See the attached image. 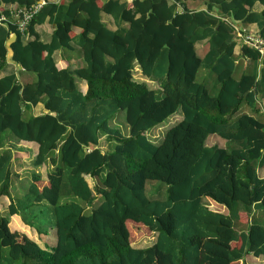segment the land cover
Segmentation results:
<instances>
[{"label":"trees","instance_id":"trees-1","mask_svg":"<svg viewBox=\"0 0 264 264\" xmlns=\"http://www.w3.org/2000/svg\"><path fill=\"white\" fill-rule=\"evenodd\" d=\"M199 1L0 0V66L14 32L11 58L32 75L0 76V264H236L247 254L264 264V223L247 219L251 205L264 210V53L233 29L252 24L264 38V0ZM39 22L51 25L48 40ZM73 43L81 62L71 67L54 52ZM206 70L215 93L197 80ZM118 109L126 132L112 123ZM20 141L34 144L39 169L13 197ZM147 179L165 183V196L148 195ZM144 233L153 240L133 245Z\"/></svg>","mask_w":264,"mask_h":264},{"label":"rangeland","instance_id":"rangeland-1","mask_svg":"<svg viewBox=\"0 0 264 264\" xmlns=\"http://www.w3.org/2000/svg\"><path fill=\"white\" fill-rule=\"evenodd\" d=\"M196 3V2H195ZM201 41H197V44H196V48L199 49L201 48ZM199 53V52H198ZM248 64V63H247ZM240 69H241V66H240ZM236 74V73H235ZM132 76L136 79H141V80H144L146 82L147 85L153 87L154 89H156V83H154V81H149L147 80L144 76H142L139 72V70L137 69V67H133V70H132ZM197 80L198 81H203V83L206 84V87L208 88V91L209 93H215L216 92V89H217V82L215 80V77H214V74L212 71L210 70H206L202 76H200V73H199V76L197 75ZM116 118L113 119L112 123L116 126H119L122 130L124 129V132H126V122H125V117H124V110L123 109H118L117 112H116ZM176 120V116L175 115H172L171 117H167L165 118L159 125L155 126L154 128H152L149 132H148V136L150 138H152L153 140L157 138V136H160L161 132L163 130H165L169 124H171L172 122H174ZM206 142L208 144L212 143V142H216L218 144H222L223 140L221 138H219L218 136L216 135H209ZM101 148H105L106 147V144L105 141H104V137H100V142H99ZM27 165H29L30 167V164H27L25 162H20L18 167H16L15 163L13 165V169L18 171L17 172V177H15V179L12 181V185L10 187V192L11 194L14 196H18L20 191H21V187H23V183L26 182L27 178H28V172L30 171L29 170V167H27ZM161 185L160 186H157V185ZM145 186H146V190H147V194L148 195H153V196H157V197H164L165 194H166V184L159 181V180H151V179H147L145 181ZM162 189V191H161ZM207 198V197H205ZM210 200V199H209ZM204 202L207 203V205L209 207H220L219 204L213 202V201H208L206 199H204ZM96 203V201H93V205ZM240 210H245V207H244V204L241 203V202H237L236 203V206H235V209L234 211L232 212V221H233V224L234 226L237 228V227H244L247 223V221L249 220L250 217H255L256 219H258L259 223H264V210L263 208L261 210H258L256 207H254L253 205L250 206V210H248V216H247V221H242V220H245L246 217L244 214L241 213V220H239L237 218V215H238V212ZM48 232H51L52 230H47ZM142 233L145 232V231H141ZM147 235V236H145ZM134 238V237H133ZM135 241L132 242L133 245L135 246H145L147 245L148 243H150L153 238H154V234H147V233H144L142 235H137L135 237ZM51 241H54V235H52V239ZM258 258L254 257V256H251L249 254L245 255L244 258L240 261V262H237L236 264H252V263H255V262H258Z\"/></svg>","mask_w":264,"mask_h":264},{"label":"crops","instance_id":"crops-1","mask_svg":"<svg viewBox=\"0 0 264 264\" xmlns=\"http://www.w3.org/2000/svg\"><path fill=\"white\" fill-rule=\"evenodd\" d=\"M196 2V3H195ZM184 4L189 7V8H195V7H200L202 6L201 1L199 0H184ZM101 20L105 22L107 26H113L114 22L111 19L110 15L107 14H101ZM248 28L252 29L253 25L249 24ZM34 29L38 33L39 37L43 40H48L49 34L51 32V25L47 22H39L34 24ZM75 31H78V28H75ZM203 41V40H202ZM201 41V42H202ZM78 52V47L75 43H73V49L70 50L69 52L64 53L61 50H57L54 52V56L56 58L60 57V54H62L64 57H67L69 66H74L75 64H78L81 62V57L80 55L76 54ZM6 63L0 66V76L7 73V72H14L16 74V78L19 79H32V75L24 71L20 65H18L17 62L12 60L10 57L7 59L5 57ZM28 107V106H27ZM41 110V104L38 103L37 105L31 106L29 108V111L31 113L39 112ZM14 143L10 139H7L6 144ZM33 143L30 144L28 142L20 141V142H15V145L13 149H20V150H25L27 152V155L21 157V158H15L12 160V165H16L18 167L19 163L25 162L27 164V167H29V170H34L37 171L39 169V166H31V159H32V147ZM15 172H18L15 170ZM259 174L263 175L264 174V167H262L259 170Z\"/></svg>","mask_w":264,"mask_h":264},{"label":"built area","instance_id":"built-area-1","mask_svg":"<svg viewBox=\"0 0 264 264\" xmlns=\"http://www.w3.org/2000/svg\"><path fill=\"white\" fill-rule=\"evenodd\" d=\"M43 1H38L36 4H34L32 7L27 8L25 11L22 12L21 18L17 22V26L21 29L23 24L27 21V19L38 10L40 7L41 3ZM3 19V16L0 15V20ZM233 29H234V34L235 38L240 42V43H246L255 49L258 50L259 53L263 54L264 53V38L259 37L256 34V31L250 28H244V27H239V26H234L233 24Z\"/></svg>","mask_w":264,"mask_h":264},{"label":"water","instance_id":"water-1","mask_svg":"<svg viewBox=\"0 0 264 264\" xmlns=\"http://www.w3.org/2000/svg\"><path fill=\"white\" fill-rule=\"evenodd\" d=\"M15 38V33L14 32H9L7 38L4 40V45L6 48V53H5V57L7 59H9L11 57L12 54V48L10 43L12 42V40ZM13 60V59H12ZM25 107H27V105H25Z\"/></svg>","mask_w":264,"mask_h":264}]
</instances>
